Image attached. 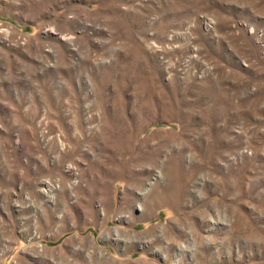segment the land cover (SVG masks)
I'll list each match as a JSON object with an SVG mask.
<instances>
[{
    "label": "rangeland",
    "instance_id": "obj_1",
    "mask_svg": "<svg viewBox=\"0 0 264 264\" xmlns=\"http://www.w3.org/2000/svg\"><path fill=\"white\" fill-rule=\"evenodd\" d=\"M0 264H264V0H0Z\"/></svg>",
    "mask_w": 264,
    "mask_h": 264
}]
</instances>
